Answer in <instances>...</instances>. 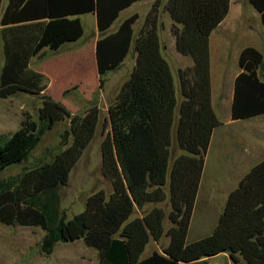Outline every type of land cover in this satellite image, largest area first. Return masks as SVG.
<instances>
[{"label":"trees","instance_id":"1","mask_svg":"<svg viewBox=\"0 0 264 264\" xmlns=\"http://www.w3.org/2000/svg\"><path fill=\"white\" fill-rule=\"evenodd\" d=\"M135 1L8 0L0 20L4 56L0 87L20 85L43 94L38 120L26 114L12 136L0 142V174L27 160L57 122L69 119V127L62 134L65 147L52 160L0 179V221L40 226L45 230L41 250L46 253L58 242L83 239L98 250L102 264H210L206 257L224 251L236 264H264V160L252 168L243 188L229 193L213 233L188 241L207 151L214 128L221 124L212 104L210 35L229 13L231 0H166L163 4L172 19L177 50L193 59V65L178 70L181 99L162 52V0L154 1L135 38L136 65L103 123L102 173L113 190L93 192L85 209L71 218L60 214L57 187L69 183L74 166L97 134L101 109L94 103L83 113L72 112L45 92L49 77L33 69L31 61L81 38L84 26L79 15L95 12L101 32L97 72L103 87L108 72L118 68L131 49L139 14L124 19L115 31L110 28ZM249 1L264 23V0ZM239 62L244 70L236 81L233 116L264 113V54L249 45ZM177 108V142L189 153L180 154L170 165ZM167 196L171 225L166 230L167 214L156 204ZM147 204L155 205L132 217ZM164 234L168 244L142 258L149 241H159Z\"/></svg>","mask_w":264,"mask_h":264},{"label":"rangeland","instance_id":"2","mask_svg":"<svg viewBox=\"0 0 264 264\" xmlns=\"http://www.w3.org/2000/svg\"><path fill=\"white\" fill-rule=\"evenodd\" d=\"M6 3L7 0L4 1V5H6ZM164 3L165 0L161 2L160 6L161 38L163 42L167 43L169 42V32H171V26H169L171 18L163 9ZM238 4L244 12L241 21L245 20L247 23L246 25L251 26V30H256V28L261 25V19L256 16L258 11L253 7L249 0H239ZM145 8L146 7H139V10L143 12ZM131 10V8L124 10L116 22L122 17L128 15ZM82 19L85 26V35H88L91 32L88 20H95L94 14L89 13L84 15ZM143 20L144 17L140 19L139 22H142ZM73 42L75 43V41ZM68 44H71V42L65 43L64 47ZM46 54L45 57L47 59L52 58L55 55V53H52L51 51ZM45 57H34L32 59L31 67H36ZM130 59L131 54L128 55L126 64L117 69L118 71H109L106 75L107 82L103 88L101 87L105 96L103 97L100 95L101 91L98 92L99 97L96 95L98 100H101L102 106L105 107L111 102L115 92L119 89L120 84L126 77L125 75L120 77L115 73L124 70V74H126L129 69L132 71L133 68H129ZM224 60V57H219L218 78L221 77V69ZM3 62L4 56L2 50V36L0 32V73ZM170 65L175 77H177V65L173 60H170ZM215 81L217 85L220 86L219 80H217L216 76ZM42 94L43 92H38L20 85L5 88L0 87V142H5L12 136V134L20 127L26 114H30L33 119L38 120L39 108L42 104ZM63 99L74 113H83L89 105L87 98L84 99L82 97V92H79L76 86H74L66 95H63ZM95 99L97 98L94 97V100ZM107 116L108 111L105 109L101 113V121L97 134L85 149L81 159L74 166L70 175L69 183L57 187V192L60 196L58 205L59 211L66 219L83 211L88 196L93 192L104 189L107 194H110L113 190L110 180L102 173L101 142L103 139V123ZM218 116L220 120L225 121V112L219 111ZM256 120H263V118L259 117ZM256 120L241 121L238 126L243 124L249 125L252 122H256ZM176 122L177 119L175 117V125ZM175 125L173 126L172 131L174 143L171 147L170 158L178 153H189L187 150L180 148L178 142L176 143ZM68 127L69 119L57 122L53 128L49 129L43 135L42 140L31 152L29 158L20 164H15L6 168L0 174V179L16 177L26 169L36 167L52 160L55 154L65 147L62 134ZM240 133L243 135L242 150L240 147H238V150L234 145L228 146L226 151V153H228L226 154L225 152H220L214 144L209 153V167L204 171L202 188L196 200L188 234L189 242L213 233L214 229L219 224L223 209L227 206L228 196L226 197L225 194L234 184L235 186L231 191L243 188L242 184H245L246 177L251 172L252 168L255 165H259V163L264 160V154L262 153L263 155L261 159L254 163L252 162L253 165L249 168L251 164L247 153V141L249 140V137L246 131ZM262 148L264 149V145ZM228 155L229 157H227ZM210 181L214 182L213 185H211L212 188L209 186ZM167 190H169L168 184ZM156 205L163 207L167 214L164 220V226L167 230L171 225L168 218V213L171 210L169 197L167 196L165 201L159 202ZM152 207L153 204H147L142 209H136L132 217L142 215ZM44 234L45 230L40 226H24L19 224L8 225L0 221V264H102L98 250L87 245L83 239L71 242H58L51 253L42 251L41 240ZM168 239L169 237L166 234H164L159 241L151 239L142 254V258L147 257L152 250L161 251L162 248L168 244ZM208 260L210 264H236L228 253L227 255L225 253H220L211 256Z\"/></svg>","mask_w":264,"mask_h":264},{"label":"crops","instance_id":"3","mask_svg":"<svg viewBox=\"0 0 264 264\" xmlns=\"http://www.w3.org/2000/svg\"><path fill=\"white\" fill-rule=\"evenodd\" d=\"M4 1H3V7L0 10V20L4 8L6 6L4 5ZM154 1L155 0L135 1L133 4L123 9L120 12V15L124 10L131 8L132 10L130 11V13L122 17L118 22H116L120 17L119 15V17L112 24L110 31H115L124 19L130 17L134 13L139 14V18L137 19L136 23L133 25L135 37L133 39L131 49L127 54V56L125 57L122 64L118 68L111 71H118L117 69L125 65L129 54H131V59L129 61V68L132 67L134 69L136 65V52L134 50L135 38L137 37L139 28L143 24L144 20L142 22L139 21L143 17L145 19ZM238 1L239 0H231L229 13L223 19V21L212 31L210 35V70H211V84H212V104L217 115L219 111L225 112L226 119L225 121L221 120V124L215 127L213 130L211 142L206 155L204 171H206V169L209 167V153L212 150L214 144L216 148L220 150V152L226 153L227 147L233 145L236 146L238 150H239L238 147H240V149L242 150L243 135L240 132L243 131L244 132L246 131L249 137V140L247 141L248 143L247 153L250 158L249 162L251 163V164L249 163L250 164L249 168L253 165L255 161L260 160L262 155L264 154V149L262 148V146L264 145V140H263L264 113L248 118H234L233 116L236 81L240 73L243 72L244 70L239 62L240 54L242 50L249 45L258 48L264 54V23L261 18V13L253 6L258 11L256 16L259 17V19H261V25H259V27L256 28V30L255 29L251 30L250 29L251 26H247L245 20L241 21L244 12L242 8L239 7ZM139 7H146V8L143 12H141L139 10ZM165 12L168 13L167 11ZM89 13L94 14L95 20L94 19L88 20L89 21L88 23L90 24L91 27V32L90 34L85 35V26L82 17ZM79 16L84 26V35H83L84 37L82 36L83 38L82 37H81L82 39L79 38L78 40L75 41V43L72 41L71 44H68L65 47H64L65 44H63L55 52V55L52 58L47 59L45 57L46 59L44 58L33 69L41 71L49 77L48 87L45 90L46 93L66 103V101H64L63 99L64 92L76 86L77 90L79 92H82V97L84 99L87 98L89 104L88 107L95 103L100 107L102 113V111H104L105 109L108 111L110 104H112L116 99L118 91L120 90L122 84L130 77L131 75L130 72H132L133 69L132 71L131 69H129L130 72L128 70L126 74H124V70L115 73L120 77L124 75L126 77L120 84L119 89L115 92L111 102L105 107L102 106L101 100H98L99 91H101L100 95H102L103 97L105 95L102 91L103 87L101 88L100 86L99 75L97 72L96 44H97V40L101 36V32L99 31L98 23H97V15L95 12H86L80 14ZM169 22H170L169 26H172V19ZM1 28L2 25L0 23V32H1ZM161 33L162 32L160 26V36ZM47 52H49V50H47ZM162 52L169 61V63L170 60H173L177 65L176 66L177 77H175L174 75V79H175V84L179 99H181L182 96L180 92L178 70L179 68H184L186 66L193 65V59L190 56L181 54L177 50L176 37L172 32H169V42L165 43L162 41ZM220 56L224 57L225 60L223 63V67L221 69V75H220L221 77L218 78L217 77L219 70L218 60ZM31 65H32V61H31ZM215 76L217 80H219L220 86L217 85L215 81ZM176 78H177V83H176ZM94 97H96L97 99L94 100ZM178 112L179 110L177 108L175 112V117L177 120H178L177 117ZM259 117H262L263 120L257 121L256 119H258ZM253 120H256V122H252L249 125L243 124L241 126H238L241 121H253ZM175 138H176V132H175ZM172 143H174L173 138H172ZM176 143H177V138H176ZM180 154L182 153H178L172 158H170V165L173 164L175 158ZM227 157H229V155ZM213 183L214 182L212 181L209 182L210 188H212L211 185H213ZM202 184H203V176H202L198 195L201 191ZM234 186L235 184L233 185V187ZM232 188L225 194L226 197L228 196ZM154 205L155 204H153V206ZM153 251L154 250H152L149 255H151ZM221 253H225L226 255L227 253L229 254V252H225V251Z\"/></svg>","mask_w":264,"mask_h":264}]
</instances>
